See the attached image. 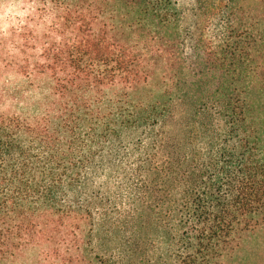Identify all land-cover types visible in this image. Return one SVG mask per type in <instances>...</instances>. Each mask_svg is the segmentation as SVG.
<instances>
[{"label": "trees", "instance_id": "16d2710c", "mask_svg": "<svg viewBox=\"0 0 264 264\" xmlns=\"http://www.w3.org/2000/svg\"><path fill=\"white\" fill-rule=\"evenodd\" d=\"M34 1L0 33V264H264V0Z\"/></svg>", "mask_w": 264, "mask_h": 264}, {"label": "rangeland", "instance_id": "374dc122", "mask_svg": "<svg viewBox=\"0 0 264 264\" xmlns=\"http://www.w3.org/2000/svg\"><path fill=\"white\" fill-rule=\"evenodd\" d=\"M177 3L178 6L184 8L193 0H171ZM35 7H41V1L29 0H0V33L8 30L12 25H17L19 19H23L26 14L35 10ZM14 82L17 76L14 72L4 71L1 81ZM258 244L263 245L262 242ZM34 251H27L15 258L14 264H26L34 261Z\"/></svg>", "mask_w": 264, "mask_h": 264}]
</instances>
